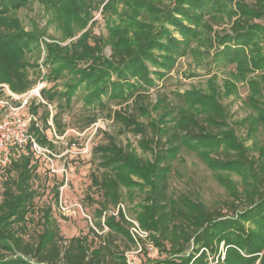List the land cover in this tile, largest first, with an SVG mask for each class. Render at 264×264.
Returning <instances> with one entry per match:
<instances>
[{"label":"trees","instance_id":"obj_1","mask_svg":"<svg viewBox=\"0 0 264 264\" xmlns=\"http://www.w3.org/2000/svg\"><path fill=\"white\" fill-rule=\"evenodd\" d=\"M35 3L50 14L62 38L39 27L25 30L16 15ZM101 8L108 35L94 36L93 13ZM47 35L53 42L45 44L44 77L54 85L41 89L45 103L29 104L37 119L30 132L39 145L54 151L46 135L50 120L62 135V114L75 99L94 111L114 102L131 111L111 110L108 118L141 135L139 149L150 157L108 135V143L95 151L103 172L92 175V186L100 192L95 226L101 234L90 229L92 236L65 239L53 209L36 203L41 194L34 188L38 163L31 146L14 148L1 181L0 264H130L115 239L122 237L127 250L137 246L122 208L123 198L133 201L136 191L144 197L133 219L159 254H166L149 264H264V147L257 140L252 147L246 143L261 128L264 132V0H173L170 5L163 0H0V84L17 94L33 86L28 70L39 65L27 55L41 51L39 41ZM183 58L207 70V85L176 91L180 104L161 90L153 101L150 92ZM215 68L227 69L222 86ZM239 84L249 87L244 104L252 111L237 122L247 128L245 140L230 127L221 103L223 96L237 94ZM50 105H56V114ZM96 121L94 114L84 128ZM222 147L226 159L210 156ZM183 149L197 152L216 173L229 196L225 208L171 192L173 162ZM231 174L240 177V184ZM61 186L54 188L57 203ZM222 243L224 260L220 254L218 262H210L208 252L215 258Z\"/></svg>","mask_w":264,"mask_h":264},{"label":"rangeland","instance_id":"obj_2","mask_svg":"<svg viewBox=\"0 0 264 264\" xmlns=\"http://www.w3.org/2000/svg\"><path fill=\"white\" fill-rule=\"evenodd\" d=\"M108 1V0H106ZM167 5L173 3V0H163ZM92 33L94 36H107V28L102 8L93 13ZM17 18L22 22L26 31L39 27L46 34L55 39L63 37V33L56 24L50 23L51 16L46 13L45 9L35 3L17 13ZM224 28L228 27L223 24ZM42 37L39 41L41 51H33L28 53L27 59L30 63H38V69H29V78L33 81V86L25 93L17 94L11 91L7 84H0V96L8 97V91H11L19 98H13V106L17 108V112L24 119L31 117L29 113V104L32 100L42 101L41 96L37 95L36 90L44 87L50 88L54 85L45 79L48 69L44 65L47 56L46 42H53L49 36ZM76 38H72L62 45H67ZM107 56L111 55L110 48L105 49ZM227 69L218 70L215 68L213 73L218 75V84L222 86L224 79L228 77ZM205 68H195L192 58L180 59L176 68L169 74L164 81H158V88L153 89L150 93L151 99L156 100L157 91L161 90L163 94H167L169 100L175 104L179 100L175 97V92L183 93L192 86L205 87L207 79L211 75H207ZM195 74V77H191ZM61 89V88H60ZM158 89V90H157ZM249 93V87L245 84H239L237 94L223 96L221 103L226 107L229 114V123L237 135L245 140L247 137V128L239 125L237 122L246 118L252 113L249 107L244 104ZM41 95V90H40ZM9 99V98H7ZM26 103L24 107L20 105ZM21 108H20V107ZM52 115L56 114V105L49 106ZM111 110L131 111L128 106L116 105L110 102L103 111L99 109H90L84 106L83 101L76 100L70 109L62 114V123L65 124V131L62 135L57 131L52 119L50 120L51 128L46 130L49 141L55 145L54 151L47 147L38 152H32L38 165V178L34 182V188L41 194L36 203L38 208L50 206L53 209V216L57 220L60 233L65 239H70L79 235H91L90 229L101 232L95 226V211L99 208L100 192L92 186V175L101 174L103 168L99 167V154L95 153L99 145L108 143V135L114 137L120 146L125 147L128 143L136 149L137 153L143 158L150 156L139 149L138 143L142 139L141 135L136 136L131 131L124 129L123 126L113 119L108 118ZM42 110L40 111V113ZM97 115V121L84 128L87 120ZM141 121H146L141 119ZM42 124V123H41ZM258 141L264 147V132L260 129L255 139H248L246 143L252 147L255 141ZM226 149V148H224ZM222 148L212 151L210 156L215 159H226V154ZM13 153V150H12ZM252 156H257L256 151L251 152ZM12 156V154H11ZM0 198L2 179L6 175L0 168ZM2 174L4 177H2ZM233 181L240 184V177L231 174ZM62 185L60 188L59 202L54 198L55 186ZM170 190L174 195L188 194L192 198L198 199L213 209L225 208V202L228 201V194L225 188L216 180V173L209 168L200 158L197 152L187 151L183 149L177 159L173 162V172L170 176ZM125 192V190H124ZM144 195L136 191L134 200L130 201L127 197L123 198L122 208L125 209L127 216L134 218L133 210L137 206ZM226 211V209H224ZM108 232L105 227L104 233ZM116 245L121 250L126 251V255L130 264H149L152 259H164L166 254H159L153 245L147 241L145 245L133 246L127 250L126 241L122 237L115 239ZM225 246H220L219 255L211 256L208 252L209 261L216 263L221 254V260L225 257ZM203 249L202 251H204ZM201 251V252H202ZM207 252V251H206Z\"/></svg>","mask_w":264,"mask_h":264},{"label":"built area","instance_id":"obj_3","mask_svg":"<svg viewBox=\"0 0 264 264\" xmlns=\"http://www.w3.org/2000/svg\"><path fill=\"white\" fill-rule=\"evenodd\" d=\"M40 90L37 89V95H40ZM9 98V99H7ZM0 96V168L3 169L9 165L11 161V154L14 148H25L26 145L31 146L32 152H38L44 149L39 145L33 133L30 132L31 121H37L35 117L31 115L28 119H24L17 112V108L13 106V98H19L11 91H8V97ZM42 100V98H41ZM42 102H44L42 100ZM27 102L21 104L24 107ZM45 103V102H44ZM19 106V107H20ZM20 107V108H21ZM111 214L117 215V212ZM127 220L130 222L129 232L132 238L135 240L138 246H141V241H149V233L143 230L139 223L128 216ZM107 228V227H106Z\"/></svg>","mask_w":264,"mask_h":264}]
</instances>
